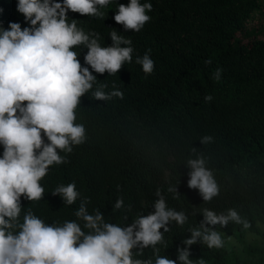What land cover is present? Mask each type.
Wrapping results in <instances>:
<instances>
[{
    "label": "trees",
    "instance_id": "16d2710c",
    "mask_svg": "<svg viewBox=\"0 0 264 264\" xmlns=\"http://www.w3.org/2000/svg\"><path fill=\"white\" fill-rule=\"evenodd\" d=\"M139 2L152 4L151 12H146L151 19L139 32L125 31L114 20L119 4L128 5L130 0L98 6L102 18L68 11V22L76 20L86 34L98 33L101 47L112 45L113 29L130 39L133 59L114 75L93 72L97 81L75 109V123L84 125L87 139L73 146L71 153L57 150L67 162L50 166L40 180L45 190L41 200L21 197L18 222L23 223L31 211L45 224L62 226L77 220L74 212L87 199L90 214L99 210L106 222L127 226L139 215L154 212L155 193L160 189L167 206L184 211L188 220L183 226L169 225L170 231L156 246L158 255L180 264L177 248L185 247L182 241L190 237L189 229L199 227L201 210L226 215L228 209H235L249 227L234 222L214 226L223 247L208 248L198 242L190 247V259L193 264L201 259L204 264H264L262 255L256 261H241L226 248L225 240L229 235L243 242L245 233L259 234V226H264V2ZM17 4L18 0H0V28L8 29L10 22L19 23L22 30L30 27ZM72 50L82 67L91 71L84 62L88 49L80 45ZM146 52L154 61L151 74L135 62ZM217 69L221 70L218 80ZM103 85H107L105 92L115 85L123 99L96 100L92 92ZM206 95L213 99L206 102ZM206 135L212 142L201 144ZM3 150L0 145V157ZM199 155L206 158L220 189L211 201H203L198 190L188 187L187 161ZM69 183H75L80 194L72 205L51 194L58 185ZM168 187H175L179 195ZM118 197L124 206L113 210ZM149 258L155 264L151 247L142 255L133 249V259Z\"/></svg>",
    "mask_w": 264,
    "mask_h": 264
},
{
    "label": "clouds",
    "instance_id": "9594fccd",
    "mask_svg": "<svg viewBox=\"0 0 264 264\" xmlns=\"http://www.w3.org/2000/svg\"><path fill=\"white\" fill-rule=\"evenodd\" d=\"M109 2L18 0L17 11L30 27L22 30L19 23L10 22L8 29L0 28V145L4 149L0 157V264H153L151 258L133 259V249L142 255L149 247L153 249L155 264H177L176 260L158 255L156 246L163 242L172 222L183 226L188 216L169 208L160 189L155 193L154 212L139 215L127 226L106 222L99 210L90 214L87 199L74 212L77 220L66 221L62 226L45 224L31 211L24 215L23 223L18 222L21 197L41 200L45 190L40 180L50 166L67 162L59 152L71 153L73 146L86 141L84 125L75 123V109L97 81L93 72L114 75L125 62H132V41L115 29L109 33L112 45L101 47L98 33L86 34L77 27L76 20L68 22L69 10L102 18L98 8ZM151 10V3L130 0L128 5L119 4L114 20L125 31L139 32L150 21L146 12ZM80 45L88 49L84 62L91 71L82 67L77 52L72 50ZM135 62L145 74L154 70L148 52L137 56ZM220 73L217 69L214 78L218 80ZM105 87L92 92V96L104 101L123 99V92L115 85L111 92H105ZM204 99L210 102L213 97L206 95ZM212 140L206 135L200 143ZM187 166L188 187L198 190L203 201L219 195V186L203 155L189 159ZM167 190L179 195L175 187ZM51 194L59 195L66 205L74 204L80 195L75 183L58 185ZM123 206V198L118 197L113 210ZM200 213L203 220L199 227L189 229L190 237L182 241L185 247L177 248L180 264H193L190 247L198 242L208 248L223 247V239L214 226L226 227L234 222L249 227L235 209H228L226 215L207 208ZM77 221H82L83 226ZM199 264L204 261L201 259Z\"/></svg>",
    "mask_w": 264,
    "mask_h": 264
},
{
    "label": "rangeland",
    "instance_id": "374dc122",
    "mask_svg": "<svg viewBox=\"0 0 264 264\" xmlns=\"http://www.w3.org/2000/svg\"><path fill=\"white\" fill-rule=\"evenodd\" d=\"M225 240L226 248L233 251L241 261H256L260 255L264 256V226L262 225L259 226V234L245 233L243 242L229 235H225Z\"/></svg>",
    "mask_w": 264,
    "mask_h": 264
}]
</instances>
